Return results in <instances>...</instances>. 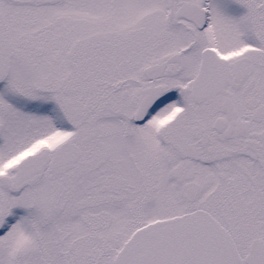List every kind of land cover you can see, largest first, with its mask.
<instances>
[{
	"label": "snow or ice",
	"instance_id": "1",
	"mask_svg": "<svg viewBox=\"0 0 264 264\" xmlns=\"http://www.w3.org/2000/svg\"><path fill=\"white\" fill-rule=\"evenodd\" d=\"M0 264H264V0H0Z\"/></svg>",
	"mask_w": 264,
	"mask_h": 264
}]
</instances>
